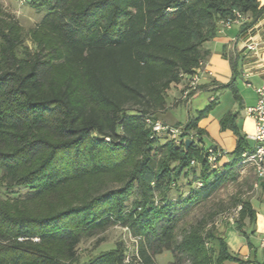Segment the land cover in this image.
<instances>
[{"label":"trees","instance_id":"1","mask_svg":"<svg viewBox=\"0 0 264 264\" xmlns=\"http://www.w3.org/2000/svg\"><path fill=\"white\" fill-rule=\"evenodd\" d=\"M24 3L47 10L33 34L51 49L22 46L16 22L0 17V264H157L163 251L168 264L236 259L206 218L178 230L235 176L246 148L236 115L220 119L237 140L216 168L198 125L215 100L183 124L195 137L188 147L187 135L178 144L151 137L146 118L160 119L171 87L207 62L219 21L239 11L249 19L243 29L254 24L260 0ZM225 87L239 100L234 79ZM239 204L237 220L251 219L249 201ZM113 224L137 239L129 263L122 241L79 263L82 240Z\"/></svg>","mask_w":264,"mask_h":264},{"label":"crops","instance_id":"2","mask_svg":"<svg viewBox=\"0 0 264 264\" xmlns=\"http://www.w3.org/2000/svg\"><path fill=\"white\" fill-rule=\"evenodd\" d=\"M260 6L264 7V0H260ZM252 42L257 43L256 49H247L246 45ZM206 48L209 49L210 55L203 69L204 74L199 81V89L191 98L195 97L198 91L205 90L212 92L209 100L213 97L216 105V93L219 89H224L231 93L237 103L238 110L227 111L223 115L208 116L214 108L209 111L205 118H210L214 123V131L210 130L205 122L201 123L199 121L198 124L205 131V134L211 135L215 139L211 145H215L225 153L231 154L226 160L227 162L233 158L232 151L236 147L237 134L232 129L221 128L220 119L224 115L228 113L236 115L237 133L244 136L246 140L245 150L253 146V141L248 136L254 133L255 123L252 118L244 114V107L255 104L257 99L255 90L257 87L264 85V11L254 24L246 26L244 29L241 25H232L230 28L218 32L212 40L206 43ZM232 61L236 67L237 74L235 76L232 71ZM232 79H234L239 100L234 97L229 87H225ZM239 82H242V87H239ZM183 85L184 80L174 86L178 94ZM168 104V107H174L176 102H169ZM166 109L163 111L164 113ZM159 117L161 118V116ZM166 123L183 125L176 119L172 122L166 121ZM225 132L230 134H225ZM225 145H228V148ZM238 168L245 169L240 166ZM250 170L252 171V169ZM253 175L252 187L254 193L245 198L249 201L253 217L250 219L246 215L237 220L236 213L234 218L219 227L228 252L236 258L224 261L221 264H264V178H258L254 173Z\"/></svg>","mask_w":264,"mask_h":264},{"label":"rangeland","instance_id":"3","mask_svg":"<svg viewBox=\"0 0 264 264\" xmlns=\"http://www.w3.org/2000/svg\"><path fill=\"white\" fill-rule=\"evenodd\" d=\"M46 12L47 10L43 7L33 8L28 3H21L20 0H0V17H10L16 22L17 26L15 28L18 27L22 38L21 45H26L30 51H34L37 48L42 49L44 50L45 55L48 56L49 49L51 48L47 38L42 34H39L36 37L33 34L35 25L42 19ZM241 83L242 82H239V87H242ZM211 94L212 92L210 93L205 90L198 91V94L190 99V103L186 104L184 102L176 101L179 98L180 92L178 94L177 89L172 86L168 91L167 104L169 102H176V105H174V107L167 106L166 112L160 114L162 119L159 118L160 120H166L167 122H172L176 119L184 124V122H187L189 119L198 117V114L201 112H206V107L210 102L209 96ZM216 98L217 104L213 107L214 110L211 111L208 116L216 114L223 115L227 111L238 110L237 103L234 101L228 90L219 89L216 93ZM200 122H205L207 126H209V129L214 131V123L210 118L202 117ZM226 133L230 134L229 132H225V134ZM212 137L213 136L207 134L202 136V143L205 147L210 146L212 142H214L215 139ZM225 146L228 148V145ZM230 156V153H225L220 163L223 164L226 162ZM196 171H198V169H196ZM189 179H191V176H189ZM253 180L254 175L249 167H246L245 169L238 168L235 172V176L220 187V189L215 192L209 200L203 202L192 210L190 215L186 218L185 224L181 225L178 230H182L183 227H187L202 217L206 218L211 223L213 222L218 228L224 223L229 222V220L236 215L240 201L254 193V188L252 187ZM182 183H184L183 188L186 189L188 180L185 177H183ZM209 216H211L212 219H210ZM136 240L137 239L132 235L130 229L125 228L120 224H113L102 232L82 240L77 247L78 262H87L99 252L113 248L119 241L124 243V247L126 248V258L130 260L132 255H134ZM172 259L170 251H163L161 254L155 256L157 264H168Z\"/></svg>","mask_w":264,"mask_h":264},{"label":"built area","instance_id":"4","mask_svg":"<svg viewBox=\"0 0 264 264\" xmlns=\"http://www.w3.org/2000/svg\"><path fill=\"white\" fill-rule=\"evenodd\" d=\"M24 3L25 0H20ZM248 16L245 14L234 11L232 16L219 21V30L222 31L225 28H230L232 25H243L248 22ZM257 43L252 42L246 45L249 50L256 49ZM206 63L200 62L199 66L191 75L184 76V85L180 93V99L184 103H189L191 97L198 90L199 81L204 74V66ZM257 99L254 105L244 107V114L253 119L255 123V131L248 137L253 141V146L247 150H244L238 157V166L249 167L258 178H264V85L256 88ZM211 101L214 100L212 97ZM146 123L151 126V137L157 135H166L168 139L175 143H180L185 135L190 139L194 138L192 133L184 134L183 125H170L160 119H152L147 117ZM183 135V136H182ZM224 151L217 146H209L207 149V160L211 168H216L218 165V159L224 155ZM194 161H192V164ZM197 185L201 183L197 182ZM240 206L238 207V209ZM126 263H129V259H125Z\"/></svg>","mask_w":264,"mask_h":264},{"label":"water","instance_id":"5","mask_svg":"<svg viewBox=\"0 0 264 264\" xmlns=\"http://www.w3.org/2000/svg\"><path fill=\"white\" fill-rule=\"evenodd\" d=\"M191 139L187 138L185 139V147H188V145L191 143Z\"/></svg>","mask_w":264,"mask_h":264}]
</instances>
